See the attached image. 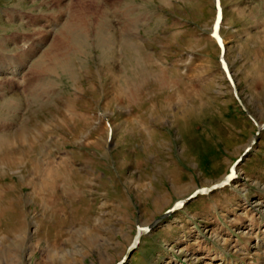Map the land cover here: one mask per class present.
<instances>
[{"label":"rangeland","instance_id":"obj_1","mask_svg":"<svg viewBox=\"0 0 264 264\" xmlns=\"http://www.w3.org/2000/svg\"><path fill=\"white\" fill-rule=\"evenodd\" d=\"M220 2L231 83L214 0H0V264H264V0Z\"/></svg>","mask_w":264,"mask_h":264},{"label":"bare ground","instance_id":"obj_2","mask_svg":"<svg viewBox=\"0 0 264 264\" xmlns=\"http://www.w3.org/2000/svg\"><path fill=\"white\" fill-rule=\"evenodd\" d=\"M70 31V30H69ZM80 31V30H79ZM5 67V66H4ZM5 70V69H4ZM6 71V70H5ZM13 72V71H12ZM22 83V82H21Z\"/></svg>","mask_w":264,"mask_h":264}]
</instances>
